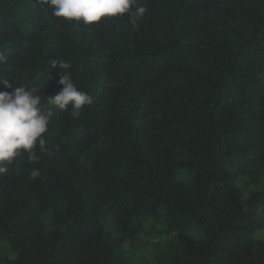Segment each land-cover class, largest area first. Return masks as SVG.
<instances>
[{
    "label": "trees",
    "instance_id": "obj_1",
    "mask_svg": "<svg viewBox=\"0 0 264 264\" xmlns=\"http://www.w3.org/2000/svg\"><path fill=\"white\" fill-rule=\"evenodd\" d=\"M138 4L84 26L0 0V91L53 112L40 160L0 174V264H128L159 208L176 241L145 264H264V0ZM56 61L94 98L79 115L47 101Z\"/></svg>",
    "mask_w": 264,
    "mask_h": 264
},
{
    "label": "clouds",
    "instance_id": "obj_2",
    "mask_svg": "<svg viewBox=\"0 0 264 264\" xmlns=\"http://www.w3.org/2000/svg\"><path fill=\"white\" fill-rule=\"evenodd\" d=\"M45 3L54 17L84 26L98 25L105 18H118L125 14L142 19L147 12L138 0H45ZM131 22L135 26V20ZM4 60L5 57L0 56V62ZM57 66L62 70L59 79L62 88L47 101L61 110L71 106L74 114L79 115L84 106L93 105L94 98L75 86L67 71L72 67L70 62L56 61L53 67ZM9 80L0 76V85L11 87ZM38 92L39 89L29 87L17 88L12 93L0 91V174L7 172L5 165L21 155V150L27 153L29 163L40 160L38 150L46 151L44 135L48 132L53 112L42 109ZM40 176V170L33 168L29 179L35 180Z\"/></svg>",
    "mask_w": 264,
    "mask_h": 264
},
{
    "label": "rangeland",
    "instance_id": "obj_3",
    "mask_svg": "<svg viewBox=\"0 0 264 264\" xmlns=\"http://www.w3.org/2000/svg\"><path fill=\"white\" fill-rule=\"evenodd\" d=\"M179 180L185 182V174L183 172L178 173ZM45 230L46 233L49 230L50 217L45 219ZM164 224V211L159 208L158 216L153 225V229L156 233H148L139 236L133 246L127 253L128 264H145L147 261L154 263L160 259L165 261V253L169 244H173L176 241V235L174 233H167ZM13 255L8 251L3 242H0V258L2 261L10 259ZM145 260V261H144ZM147 260V261H146Z\"/></svg>",
    "mask_w": 264,
    "mask_h": 264
}]
</instances>
